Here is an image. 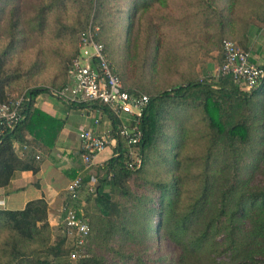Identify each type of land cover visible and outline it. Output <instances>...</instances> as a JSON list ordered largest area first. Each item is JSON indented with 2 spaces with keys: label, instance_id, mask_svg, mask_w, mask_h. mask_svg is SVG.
<instances>
[{
  "label": "trees",
  "instance_id": "obj_1",
  "mask_svg": "<svg viewBox=\"0 0 264 264\" xmlns=\"http://www.w3.org/2000/svg\"><path fill=\"white\" fill-rule=\"evenodd\" d=\"M64 1L50 0V3L45 0L39 1V19L36 23L40 30L49 11L54 9L55 2ZM87 1L89 9L87 17L94 7L91 18L98 20L104 29V25L107 24L106 18L111 14L106 5L110 4L111 0ZM123 1L124 9H117L116 12L125 13L123 27L126 30L127 42L136 21L149 13L156 4L164 5L170 0ZM221 1L184 0L191 2L190 4L196 2L197 13L200 12L203 18L202 28L219 24L221 28L219 41L222 42L223 34L238 18L235 9L239 2ZM217 3L224 5L218 9ZM254 15L264 20V15L259 16L257 13ZM158 16L164 22L170 18L167 15ZM160 23L153 20L148 23V35L153 37L154 49L157 50L162 43L161 37L157 35L160 31ZM250 24L251 22L246 20V27ZM97 38L101 41L99 35ZM12 45L13 43H10L9 49ZM8 50L3 51L2 57H5ZM4 61L0 58V68ZM67 69L68 67L66 79L55 88H62L67 84ZM8 80L6 77L0 78V103L11 99L5 88ZM124 88L131 93H144L141 89L139 91L125 86ZM44 92L48 93L49 88L40 86L25 92L27 100L24 103L23 120L0 142V187L9 182L16 170L33 169L30 164H26L15 155L12 146L17 136V129L28 117L33 99ZM150 92L144 93L149 100L140 119L142 166L136 170L126 166L123 143L118 138L117 148H120V154L112 156L101 168L104 173L100 190H97L96 205L104 218L109 219L113 225L116 223L119 226V228H110L109 235L117 233L118 240L121 239L119 242L124 243L122 246H125L128 240H136L130 225L137 222L140 215H144L147 217L146 227L138 239L152 240L155 237L162 246L170 245L171 248L155 260L144 259L139 251L133 250L122 253L116 258L110 257L106 252L92 254L88 244L92 226L87 219L89 216L87 210L83 212L90 226L86 245L87 254L80 260L71 261L68 258L69 243L62 232L61 237L52 239V229L47 221V204L45 200L37 199L28 202L22 210L0 209V264H264V121L259 125L262 147L258 153L257 164H247L249 174L246 175L243 171L242 175L237 164H226L223 167L222 164H205L201 187L191 198L183 197L181 179L176 174L181 168L178 160L180 153L173 152L170 156L169 150V156L162 158L156 156L154 150L158 138L166 129L173 131L174 139H171L173 149L181 148L190 132L192 135L196 133L193 128L195 121H200L207 130L205 132L209 140L212 135H216L233 152L237 144H246L251 137L252 127L256 124L255 114H252L253 99L257 95L264 94V88L259 86L257 89L247 91L235 84L230 77L219 74L173 85L157 94ZM84 104L74 105L83 107ZM87 104H92L93 107L109 115L113 124L112 132L116 134L117 119L109 108L97 103ZM38 115L44 117L41 112H38ZM189 121L192 124L187 125ZM209 147L206 151L210 156ZM153 162L165 167L167 164L169 179L159 183L157 188L154 185L151 190L146 188V191H150L148 195H138L125 190L126 181ZM254 175L259 176V181L262 179V182L260 181L262 184L251 189L246 188L249 185L244 184L252 183ZM154 192H158L157 198L151 196ZM116 193L122 196L128 195V198L133 196L132 205L130 203L120 208L119 202L113 200V195ZM148 203L151 205L149 206ZM109 242L108 238L107 244Z\"/></svg>",
  "mask_w": 264,
  "mask_h": 264
},
{
  "label": "rangeland",
  "instance_id": "obj_2",
  "mask_svg": "<svg viewBox=\"0 0 264 264\" xmlns=\"http://www.w3.org/2000/svg\"><path fill=\"white\" fill-rule=\"evenodd\" d=\"M39 1L0 0V58L5 60L0 68V78L9 79L5 88L11 96L23 95L34 87L44 86L49 89L59 87L66 79V68L77 51L79 33L86 29L89 23L99 27V39L105 44L108 58L121 79L126 80L131 86H139L141 92L147 94V91H151L150 93L157 94L173 85L185 84L196 78L204 79V75H201L202 68L208 65L214 76L219 75L218 68L222 62L221 40L219 41L221 28L218 23L211 24L210 27H201L203 18L200 12L197 13L196 2L190 4L191 2L184 0H170L164 5L156 4L149 13L136 21L126 42L127 35L123 27L125 13L116 12L117 9H124L123 0L119 2L111 0V3L106 5L111 14L106 18L107 24L104 25V29L98 20L91 18L94 7L87 17L89 12L87 0L55 2L54 9L49 11L42 24V30L36 23L39 19ZM45 2L50 3V0ZM236 2H239L235 9V13L238 14L234 22L236 27L232 28L233 23L223 37L243 46L246 39L244 32L246 20L251 23L257 22L264 28V20L254 15L256 13L259 16L264 15V0ZM217 4L218 9L224 5ZM158 15H167L170 18L164 22ZM151 20L161 22L157 35L162 37V43L158 50L154 49L153 37L148 35V23ZM10 43H13L11 49ZM7 50L5 57H2L3 51ZM253 104L252 114H255L256 124L252 127L251 137L246 144H237L233 152L216 135H212L209 140L205 132L207 130L200 121H195L193 128L196 133L192 135L190 132L179 149L172 147L171 139H174L172 130L166 129L160 135L154 148L156 156L180 153L178 160L181 168L176 174L181 179L184 198H191L197 194L202 184L205 164H222V167L226 164H237L242 175L244 172L246 175L249 174L247 164H257L258 153L262 147L259 125L264 121V94L255 96ZM189 124L192 122L189 121L187 125ZM208 147L211 149L210 156L206 151ZM158 164L153 162L152 165H146L140 172L132 175L124 184L125 190L138 195H148L150 191H146V188L151 190L152 185L157 188L159 183L168 180L167 164L166 167ZM259 179L258 175H254L252 183L244 185H249L246 187L249 189L254 188L262 184V179L261 182ZM157 193L154 192L151 196L157 198ZM128 197L116 193L113 200L119 202L120 208H124L123 205L127 206L130 203L132 205L134 201L133 196ZM88 212L87 219L92 226L88 244L92 254L106 252L110 257L116 258L133 250L139 251L144 259L155 260L171 248L170 245L162 246L155 237L152 240L138 239L145 231L147 217L144 215H140L138 221L130 225L136 240H128L126 245L122 246L124 243L119 242L121 239L118 240L117 233L109 235L110 228L119 226L104 218L94 203L88 207ZM61 227L59 224L57 230L51 232L52 239L61 237Z\"/></svg>",
  "mask_w": 264,
  "mask_h": 264
},
{
  "label": "built area",
  "instance_id": "obj_3",
  "mask_svg": "<svg viewBox=\"0 0 264 264\" xmlns=\"http://www.w3.org/2000/svg\"><path fill=\"white\" fill-rule=\"evenodd\" d=\"M99 27L89 23L79 33L77 53L67 69V84L62 88L49 89V94L74 103H97L106 105L117 119L116 134L96 132L84 129L80 132L81 155L87 167L105 148L112 146V156L120 154L117 139L123 143L125 164L129 169L136 170L142 166L140 143L142 131L140 119L148 96L144 93L127 91L109 60L104 44L98 40ZM222 62L218 73L228 76L244 90L257 89L264 81V67L251 61V52L235 41L223 39L221 42ZM25 94L11 96L6 102L0 103V142L23 120ZM28 149L26 144L16 148L20 157ZM84 181L76 176L69 184L66 203L59 217L61 232L69 243L68 258L77 261L87 254L86 245L90 235V226L83 216V211L76 204L79 200ZM88 191L93 193L94 186Z\"/></svg>",
  "mask_w": 264,
  "mask_h": 264
},
{
  "label": "crops",
  "instance_id": "obj_4",
  "mask_svg": "<svg viewBox=\"0 0 264 264\" xmlns=\"http://www.w3.org/2000/svg\"><path fill=\"white\" fill-rule=\"evenodd\" d=\"M244 32L246 39L242 47L250 50L253 63L263 65L264 28L254 22L244 28ZM211 71L208 65L202 68L203 74H199L204 75L203 78L206 75L214 76ZM122 83L128 89L140 91L139 86H131L126 80H122ZM261 88H264V84ZM74 104L47 92L33 99L28 117L17 129L12 146L15 155L33 169L16 170L9 182L0 187V209L22 210L32 200H45L47 221L52 231H56L59 226L67 188L76 176H81L84 181L76 204L83 212L92 203L97 206V190H100L104 173L101 168L113 154V147L109 146L94 158L89 167L85 165L81 155L80 132L84 129L110 132L113 124L108 114L92 104L85 103L83 107ZM38 112L44 117H40ZM24 144L28 149L20 157L16 148ZM89 186H94L93 193L88 191Z\"/></svg>",
  "mask_w": 264,
  "mask_h": 264
}]
</instances>
